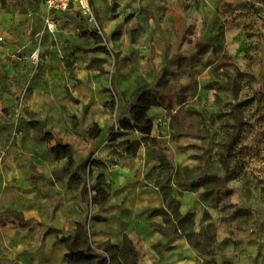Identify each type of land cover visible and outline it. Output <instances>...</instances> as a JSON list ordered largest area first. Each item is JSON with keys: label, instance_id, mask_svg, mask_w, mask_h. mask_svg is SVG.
Returning a JSON list of instances; mask_svg holds the SVG:
<instances>
[{"label": "crops", "instance_id": "1", "mask_svg": "<svg viewBox=\"0 0 264 264\" xmlns=\"http://www.w3.org/2000/svg\"><path fill=\"white\" fill-rule=\"evenodd\" d=\"M4 3L0 216L14 217L0 218V264H67L60 239L72 236L78 224L85 226L91 248L105 242L121 245L127 237L139 254L138 264H196L198 254L184 236L156 229L164 225L163 218L150 214L163 202L145 176L159 162L147 158L143 143L135 157L126 154L128 143L145 135L122 124L133 125L130 107L140 92L152 91L159 103L147 111L148 136L172 164L188 165L190 151L201 142L196 111L205 91L190 89L184 101L177 103L178 94L174 105L165 106L154 86L177 60L197 56L204 45L202 22L192 23L180 0H90L97 32L76 18L75 7L50 15L42 0ZM50 16L54 26L48 30ZM104 47L107 53L100 50ZM36 50L40 61L34 64L30 56ZM109 55L114 62L104 60ZM195 79L181 75L178 87L188 88L199 82ZM32 120L43 123L53 139L41 141ZM94 127L95 139L88 136ZM114 133L126 135L110 142ZM59 142L72 147L75 167L87 165L75 192L67 189L69 177L50 183L64 165L52 156ZM100 178L104 184L96 186ZM98 190L107 194L101 206L94 202ZM174 196L182 215L200 207L193 193L175 191Z\"/></svg>", "mask_w": 264, "mask_h": 264}, {"label": "rangeland", "instance_id": "2", "mask_svg": "<svg viewBox=\"0 0 264 264\" xmlns=\"http://www.w3.org/2000/svg\"><path fill=\"white\" fill-rule=\"evenodd\" d=\"M180 1L192 23L202 22L204 45L197 56L179 59L174 69L168 67L162 71L160 76L167 73L168 82L156 93L161 96L163 105L169 106L175 104L178 94L177 103L180 97L190 96V89L205 91L204 102L196 111L201 142L188 156L187 166L194 169L216 158L223 131L230 128L234 119L242 120L243 124L255 122L264 129V0ZM76 13V18L81 19L78 10ZM79 21L83 24V20ZM79 29L83 30L81 26ZM104 60L114 62L110 55ZM244 74L249 76L244 77ZM181 75L192 76L199 82L183 90L177 84ZM233 88L238 89L237 97H234ZM247 100L252 103L235 109L239 102ZM242 129L243 143H250L259 130L248 125H243ZM234 166L230 161L231 172ZM218 174L224 175L221 170ZM200 193L193 194L199 198ZM194 209L195 232L202 241L207 225L202 221L204 208L200 205ZM206 211L214 224L213 251L208 255L196 251V264H264V191L261 185L250 180L244 186L242 181L229 176L225 187L217 193L214 207ZM13 217V214H5L0 218L8 222Z\"/></svg>", "mask_w": 264, "mask_h": 264}, {"label": "trees", "instance_id": "3", "mask_svg": "<svg viewBox=\"0 0 264 264\" xmlns=\"http://www.w3.org/2000/svg\"><path fill=\"white\" fill-rule=\"evenodd\" d=\"M0 4L3 6L5 4L4 0H0ZM93 36L97 43L102 42L100 37L94 34ZM100 50L107 53L105 47L100 48ZM246 76L249 75L244 74V77ZM167 82V73H164L156 82L154 91L161 92ZM186 89L183 88V90ZM232 92L235 93L234 97H237L238 89L233 88ZM184 99V97H181L178 103H181ZM158 103L159 99L152 91H143L140 92L137 101L130 107L129 113L133 125L124 122L122 127L124 130H138L145 136L140 142L128 143L126 154L135 157L140 144L143 143L147 158H154L159 162V165L151 169L145 176V183L157 189L163 202L161 209L154 210L150 214L151 216L159 215L163 218L164 225L156 229L166 236L182 235L199 254L208 255L213 251L212 246L214 245L215 236L214 224L210 222V215L206 210L214 207L217 193L225 187L228 177L232 176L234 179L242 181L244 186L250 180H253L261 185L264 191V129L260 128V125L255 122L243 124L242 120L234 119V123L230 128L223 131L214 160H207L204 166L198 165L194 169L187 165H174L168 160L158 142L148 136L152 123L147 111L151 106H157ZM251 103L252 100L239 102L235 109L240 110L242 106ZM30 124L41 141H51L53 139L50 133L45 132L44 124L40 121L32 120ZM243 125H248L253 129L258 127L259 129L255 138L249 141L250 143L241 142ZM125 135V133H114L110 138V142L116 141V139ZM88 136L95 139L99 136V132L94 127L89 130ZM51 151L54 160L64 161V165L59 171L52 174L50 183L69 177L67 189L74 192L80 189L84 177L88 174L87 165L83 164L75 167L73 149L68 144L56 143ZM230 161L235 164L232 172L229 168ZM219 170L224 173L222 177L218 174ZM101 184H104L102 178L98 180L96 186ZM175 191L178 192L179 196L185 192H201L198 201L204 208L202 221L207 222L202 241L198 240V235L195 232L194 214L187 212L182 215L179 212L180 202L174 196ZM106 199L107 194L102 190H98L94 202L101 206ZM60 242L65 244L68 251L66 255L67 264H138L139 254L130 239L124 237L121 245L105 242L91 248L88 232L82 224L77 225L72 236L61 238Z\"/></svg>", "mask_w": 264, "mask_h": 264}, {"label": "built area", "instance_id": "4", "mask_svg": "<svg viewBox=\"0 0 264 264\" xmlns=\"http://www.w3.org/2000/svg\"><path fill=\"white\" fill-rule=\"evenodd\" d=\"M42 2L50 15L67 12L71 7H75L85 20L86 24H88L97 32H100L96 17L90 4V0H42ZM53 26V20L50 16L46 22V27L49 30L53 28ZM30 59L34 64L39 63L40 56L38 50L31 54Z\"/></svg>", "mask_w": 264, "mask_h": 264}]
</instances>
